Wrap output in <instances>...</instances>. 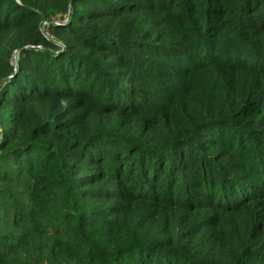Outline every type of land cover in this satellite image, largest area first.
Returning <instances> with one entry per match:
<instances>
[{
  "label": "trees",
  "instance_id": "trees-1",
  "mask_svg": "<svg viewBox=\"0 0 264 264\" xmlns=\"http://www.w3.org/2000/svg\"><path fill=\"white\" fill-rule=\"evenodd\" d=\"M0 128L90 264H264V0H0Z\"/></svg>",
  "mask_w": 264,
  "mask_h": 264
},
{
  "label": "rangeland",
  "instance_id": "rangeland-1",
  "mask_svg": "<svg viewBox=\"0 0 264 264\" xmlns=\"http://www.w3.org/2000/svg\"><path fill=\"white\" fill-rule=\"evenodd\" d=\"M18 177L0 178V264H90L80 236L68 231L63 191L27 184L26 172Z\"/></svg>",
  "mask_w": 264,
  "mask_h": 264
},
{
  "label": "built area",
  "instance_id": "built-area-1",
  "mask_svg": "<svg viewBox=\"0 0 264 264\" xmlns=\"http://www.w3.org/2000/svg\"><path fill=\"white\" fill-rule=\"evenodd\" d=\"M49 25L48 21L44 20L42 21V24H41V27H40V30L45 34V35H49V32L46 31L48 30L47 26ZM0 138H1V130H0Z\"/></svg>",
  "mask_w": 264,
  "mask_h": 264
}]
</instances>
